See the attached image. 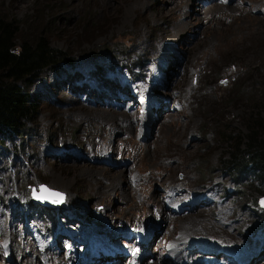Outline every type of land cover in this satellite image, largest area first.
<instances>
[{"label":"rangeland","instance_id":"1","mask_svg":"<svg viewBox=\"0 0 264 264\" xmlns=\"http://www.w3.org/2000/svg\"><path fill=\"white\" fill-rule=\"evenodd\" d=\"M0 17L69 54L0 142V264H264L263 189L224 164L264 105V0H0ZM144 226L146 253L119 262Z\"/></svg>","mask_w":264,"mask_h":264},{"label":"trees","instance_id":"2","mask_svg":"<svg viewBox=\"0 0 264 264\" xmlns=\"http://www.w3.org/2000/svg\"><path fill=\"white\" fill-rule=\"evenodd\" d=\"M18 38V22L0 17V142L4 137L22 135L36 117L35 98L25 85L69 60V54L51 45L44 34ZM260 109L248 117V129L241 139L230 134L225 137L224 164L234 174L251 168L264 192V105Z\"/></svg>","mask_w":264,"mask_h":264},{"label":"bare ground","instance_id":"3","mask_svg":"<svg viewBox=\"0 0 264 264\" xmlns=\"http://www.w3.org/2000/svg\"><path fill=\"white\" fill-rule=\"evenodd\" d=\"M144 5V4H143ZM187 7H190V3L189 4H187V3H184V5H183V9L184 8H187ZM216 8H218V7H216ZM216 8L215 9H212V12H216ZM220 8V7H219ZM227 8V7H226ZM221 9V8H220ZM128 10V9H127ZM218 10V9H217ZM222 11V10H221ZM128 13H129V10H128ZM183 23H185V22H183ZM182 26H183V24H178L177 25V29H181L182 28ZM113 116L117 119V120H119V118L121 119V121L123 122V121H127V119L128 118H130L129 117V114H122V115H117V114H113ZM114 118V119H115ZM117 120H116V122H117ZM130 120V119H129ZM127 122H129V121H127ZM114 123V122H113ZM133 129V127H132V124L131 123H129V124H127L126 125V127H123V128H119L118 130H119V132L120 131H122V132H124V133H127V132H129V131H131ZM112 137V136H111ZM112 139V138H111ZM118 180H119V178H118ZM44 192V191H43ZM46 194H48V195H50V193L48 192V191H45V195ZM183 207H179L178 208V210H180V209H182ZM144 228H145V226L144 227H142V231H139V233H138V235L136 236L138 239H140V240H142L143 242H138V245H137V248L135 249V251H131V248L129 247V245L131 244L130 242H127L126 243V246H125V248H123L122 247V249H123V251L122 252H120V251H118V253L116 252V254H114L116 257H118V261L120 262V261H122V263H123V260H122V258L121 257H132V256H134V254L136 253V251H138V252H143V254L144 253H146V251H145V248L144 247H146V244L145 243H147V236H148V233L147 232H145V230H144ZM108 243H110V244H112V242L111 241H109L108 240ZM126 247H128V250H126ZM129 248H130V250H129ZM126 251H125V250ZM201 250H199V249H197L198 251H202V252H205L206 251V248H200ZM112 251V250H111ZM124 252H126V255H123L124 254ZM215 252V251H214ZM257 252V251H256ZM210 253V252H209ZM143 254H140L139 256L141 257ZM49 255H54L53 253H50ZM177 255V254H176ZM260 255H261V258L262 257H264V246L262 247V249H261V251L259 252V253H257V255H256V257L255 258H253L252 260H250L249 261V263H252V262H254V261H256L257 259H258V257H260ZM181 256V255H180ZM253 256V255H252ZM124 259V258H123ZM103 260V258L100 256V257H95V255L94 256H92V258H91V260L89 261V264H101V261ZM103 262H105V261H103ZM151 262H153L154 263V260H152ZM234 262H236L235 260H234ZM169 264H172L171 262L169 263ZM184 264H188V263H184ZM200 264V263H199Z\"/></svg>","mask_w":264,"mask_h":264},{"label":"water","instance_id":"4","mask_svg":"<svg viewBox=\"0 0 264 264\" xmlns=\"http://www.w3.org/2000/svg\"><path fill=\"white\" fill-rule=\"evenodd\" d=\"M42 189V191H40L41 193H39V192H37V193H35V194H32L34 197H35V199L36 200H38V201H40L41 203H48V204H51L53 201H50V200H48V201H44L43 202V200L40 198L41 197V195L40 194H45V191H48L49 193H50V195H49V197H51V198H53V199H55L56 200V198H57V203H58V201L61 199V198H59V193L57 192V191H54V190H52V189H48L45 185H40V190ZM44 191V192H43ZM38 196H40V197H38ZM61 197V196H60ZM262 203H264V202H262ZM52 204H54V203H52Z\"/></svg>","mask_w":264,"mask_h":264}]
</instances>
